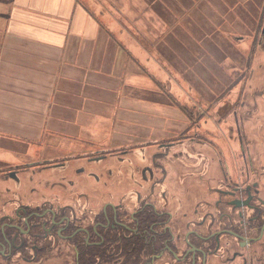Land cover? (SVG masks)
<instances>
[{
  "label": "flooded vegetation",
  "instance_id": "flooded-vegetation-1",
  "mask_svg": "<svg viewBox=\"0 0 264 264\" xmlns=\"http://www.w3.org/2000/svg\"><path fill=\"white\" fill-rule=\"evenodd\" d=\"M256 19L249 34L236 38L250 46L240 52L234 88L207 98L192 91L207 105L192 96L188 126L178 120L165 136L129 146L39 144L46 154L5 164L0 264H264V0ZM205 116L211 125L203 128ZM172 132L175 139L166 141ZM123 147L135 159L126 205L110 183L89 208L91 194L99 196L98 175L87 172L91 193L77 191L70 178L105 158L111 163ZM78 160L86 165L73 173L69 165ZM108 170L114 172L112 163Z\"/></svg>",
  "mask_w": 264,
  "mask_h": 264
},
{
  "label": "crops",
  "instance_id": "crops-1",
  "mask_svg": "<svg viewBox=\"0 0 264 264\" xmlns=\"http://www.w3.org/2000/svg\"><path fill=\"white\" fill-rule=\"evenodd\" d=\"M149 29L129 0H0V138L129 145V126L176 110L159 103L176 75Z\"/></svg>",
  "mask_w": 264,
  "mask_h": 264
},
{
  "label": "rangeland",
  "instance_id": "rangeland-1",
  "mask_svg": "<svg viewBox=\"0 0 264 264\" xmlns=\"http://www.w3.org/2000/svg\"><path fill=\"white\" fill-rule=\"evenodd\" d=\"M258 2L259 0H148V5L146 4L142 9L135 1L129 2V8L138 16L139 22L150 28V38L147 36L150 39L149 47L153 48V45L157 46L158 44L164 46L166 43L163 47L166 50L160 51L159 56L166 64L165 70L171 71V75L173 73L176 75L175 82L167 75L163 78L165 79L166 95L159 101L160 105L165 102L164 104L171 108L176 103V110L168 107L161 108L160 106L161 111L158 115L143 116L144 124L129 126V143L165 136V134L160 135L162 132L159 131V127L172 129L175 123H179L178 120L183 126H188V118H190L191 108L194 106L192 96L195 95L200 100L198 102L200 106L206 107L207 105L205 100L200 99L196 93L192 94V91H198L202 97L207 98L234 88L235 80L241 74H238V68L242 67L244 63L240 52L247 53L250 46L247 40L238 42L236 38L240 35L249 34L251 27L257 25ZM142 37L146 38V34H142ZM169 43H174V47L170 46ZM169 91L174 95L168 94ZM174 100L175 103H173ZM180 107L188 111L186 117L178 110ZM165 116L171 118L166 119ZM209 122L211 125V121H207L206 116L200 120L203 128H206ZM136 134L144 137L136 140L133 138ZM188 137L190 135L179 137V139ZM83 139L81 137L64 140L53 137L49 139V142L69 148L77 140ZM164 139L166 141L174 140V132ZM110 143L112 142L104 145ZM41 150L36 148L34 143L22 142L17 144L14 139L0 138V175L2 176L7 172L3 169L5 164L21 163L28 160L27 156L29 155L34 156L38 152L42 154ZM113 152L117 154L115 155L117 158L111 162L114 169L111 174L108 170V165H111V163L108 164L110 160L105 158L103 166L102 164L94 165L92 168H87L83 173L70 178L74 180L77 191L91 193L90 188L94 182L86 180L88 178L87 172H95L98 175L97 186L101 198L99 196L93 198L91 194L92 200L87 202L89 208H93L96 202L100 203L103 200L104 188H108L106 186H109L110 183H113L118 194L125 196L123 202L126 205L125 200H127L129 185H133L135 181L133 178V184H129V176L133 171V168H129V163L133 164L135 159L129 158V154H131L129 147H123V149ZM81 165H86L84 160H78L69 167L74 173L73 168ZM18 175L22 177V174ZM36 176L39 179L40 173H37ZM58 177V173H55L54 179ZM63 182L66 184L67 180H63ZM7 186L16 188L18 185L10 183ZM34 187L42 188L39 184H34ZM57 187L62 188L60 185ZM54 193L63 196L61 189H55ZM74 193L76 196L78 192ZM68 201L71 203L70 198ZM100 207L101 204L95 208ZM56 264L61 263L56 262Z\"/></svg>",
  "mask_w": 264,
  "mask_h": 264
},
{
  "label": "trees",
  "instance_id": "trees-1",
  "mask_svg": "<svg viewBox=\"0 0 264 264\" xmlns=\"http://www.w3.org/2000/svg\"><path fill=\"white\" fill-rule=\"evenodd\" d=\"M135 0H129V2H131V3H133ZM150 1H152V0H150ZM135 3L136 4H139V8L140 9H142V8H144V6L147 4L148 5V3L145 1V0H140L139 2H136L135 1ZM119 10V9H118ZM123 10H125L126 11V9L125 8H123ZM131 11V9L129 8V12ZM116 12H118V11H116ZM135 13V12H134Z\"/></svg>",
  "mask_w": 264,
  "mask_h": 264
}]
</instances>
